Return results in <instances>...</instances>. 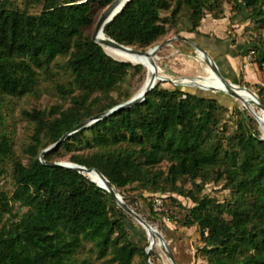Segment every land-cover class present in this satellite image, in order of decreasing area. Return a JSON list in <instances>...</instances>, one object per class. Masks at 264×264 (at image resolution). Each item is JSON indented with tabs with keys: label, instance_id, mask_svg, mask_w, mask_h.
I'll return each mask as SVG.
<instances>
[{
	"label": "trees",
	"instance_id": "trees-1",
	"mask_svg": "<svg viewBox=\"0 0 264 264\" xmlns=\"http://www.w3.org/2000/svg\"><path fill=\"white\" fill-rule=\"evenodd\" d=\"M112 1L0 0V96L34 93L41 75L52 78L58 56H67L72 72L69 85L57 84L69 106L22 110L33 122L26 162L2 130L0 104V264H94L76 258L84 241L98 259L147 264L145 238L114 196L74 169L39 160L64 133L123 100L136 81L139 64L115 60L92 39L96 5ZM225 4L264 23V0H130L105 30L146 48L170 31H198L207 12L218 17ZM163 82L144 102L72 133L45 158L100 169L121 190L139 194L155 216L143 193L170 197L182 225L197 226L207 264H264V140L248 121L253 116L222 92ZM259 93L264 104V86ZM7 175L11 192L2 182ZM210 183H224L230 196L213 197Z\"/></svg>",
	"mask_w": 264,
	"mask_h": 264
},
{
	"label": "rangeland",
	"instance_id": "rangeland-1",
	"mask_svg": "<svg viewBox=\"0 0 264 264\" xmlns=\"http://www.w3.org/2000/svg\"><path fill=\"white\" fill-rule=\"evenodd\" d=\"M18 1L22 2V0ZM32 7V11L37 10V8H34L35 6ZM102 9V6L98 4L96 5L94 11L95 23L97 22ZM210 22H214V24H209ZM263 24L264 23L258 21L256 17L251 16L250 13L246 11L237 13V11L231 9L230 4H225V10L223 14H220L218 17H213L211 13L207 12V16L202 21L198 31L192 33L183 32L181 34H178L175 31H170L166 35H163L156 43L164 44L170 42L171 47H168V59H166L167 61L165 63L168 69L180 73L182 67H184L181 64L184 60H187L190 64L194 63L193 61L197 55L195 53L196 49H202L208 51L210 54L212 53L209 48L203 44L204 42L202 43L203 37L207 38L208 35H214L218 38H221L222 42L224 41L230 43L233 46H236L240 43L247 44V40L264 44V42L259 39V34L263 28ZM150 47L151 46L136 49L147 50ZM249 52L246 50L243 53L239 52V54L241 55V58L245 56L246 59L244 58V62H247V60L248 62L254 60L255 62L253 64H257L258 55H252V58L249 60ZM213 59L215 61L216 67H218L217 70L219 72V67L221 68V66L217 63V59L215 57ZM52 72L53 75L50 79H45L43 77L44 75H41L40 83L38 84V88L34 93L20 97L0 96L1 113L3 117L2 130L10 135L14 153L20 159H22L23 162L27 161V155L24 154V148L30 141L31 134L33 132V122L23 115L22 110L33 108H50L55 104H60L64 108L70 105V98L62 95L57 89V84L63 83L69 85L70 81L72 80V72L67 65V56H58L56 58L52 65ZM222 76L227 80H231L228 76H224L223 74ZM235 81L240 83L238 79ZM161 85L171 88L176 84L170 81H165ZM249 86H251V92L254 96H256V94L261 95L259 93V87L263 86L261 82ZM222 101L225 100L223 99ZM231 111L232 106H230V112ZM76 151L81 150L77 149ZM10 166L11 163L8 165L9 170ZM162 167H164V163L162 164ZM2 182H4L5 190L11 192L13 185L10 175H7ZM206 191L219 200H224L230 196V191L224 186V183H220L218 185L210 183L206 186ZM143 194L147 196L149 202L152 204L151 206L153 209H156V211L159 212V215L162 217L166 225L175 230L178 240L177 245L179 246L178 249L180 264H207L206 259L199 251V248L203 246L204 243L198 232V228L197 226L185 227L182 225V212L179 206L175 204V202H173L170 197L163 196L167 200H170L171 203H166L161 206V209H158L153 201L155 196L153 195L154 193L145 191ZM156 195L160 194L158 193ZM132 201L133 203L137 204V199H133ZM182 202L187 206L193 205L192 201L185 198H182ZM16 210L22 213L26 210V208L19 207L18 204H16ZM159 215L157 216L160 217ZM127 217H129L137 225L138 231L142 233L145 238L144 242L147 243V247L145 249L147 254V262L149 257L156 259L155 253L149 254L148 252V239L146 237L144 228L140 224H137L130 216L127 215ZM76 258L78 260L88 259L94 264H114L109 261V256L98 259L96 249L90 241L83 242V245L78 250Z\"/></svg>",
	"mask_w": 264,
	"mask_h": 264
},
{
	"label": "bare ground",
	"instance_id": "bare-ground-1",
	"mask_svg": "<svg viewBox=\"0 0 264 264\" xmlns=\"http://www.w3.org/2000/svg\"><path fill=\"white\" fill-rule=\"evenodd\" d=\"M95 24L96 23L94 22L93 29L95 27ZM99 40L104 42L103 36H100ZM168 47H171L170 42L164 44L156 43L150 47L151 51L148 52L144 57H140L136 60L132 59L133 63L139 64L141 66V69L139 74L137 75L136 81L126 89L124 98L140 96L144 89L148 86L149 82L152 80L157 68H160L161 73L168 76L169 78L173 80L179 79L177 80L179 83H185V85L194 87L201 92H222L225 94L224 90L220 88L218 84L211 82L207 78V76L216 77L219 75V72L217 70L218 67H216L214 59L208 51L196 49L195 53L197 55L193 61L194 65L190 64L187 60H184L181 63L184 67H182L181 72L178 73L176 71L168 69L165 63L167 61L166 59H168ZM124 58L131 61V59L129 58ZM161 81L163 80L161 79L160 82ZM247 88L249 90L239 88H237V90L245 98H247L249 102H251V104L257 106L264 114V107L259 105L255 96L251 93V88ZM227 96L233 101V103L244 110L246 114L251 115L250 111L245 107L243 100L238 98L235 92H232L231 96L230 94ZM248 121L259 138L264 136V127L262 123H260L256 119L252 120L250 118ZM87 174L91 178H96V174L94 172ZM115 199L128 216H130L135 222L139 220L140 223L144 225V231L148 239V252L149 254L155 253L156 256V259L149 257V263L171 264L169 260V243L172 238V233L170 231H167L166 228L161 223H159L157 219L153 218L147 213V209H149L150 212L151 209L146 201L144 200V202H142V200L140 201L137 198V204H135L132 200L125 199L120 196H115ZM177 244L178 240H176L174 264H180L178 249L179 246Z\"/></svg>",
	"mask_w": 264,
	"mask_h": 264
},
{
	"label": "water",
	"instance_id": "water-1",
	"mask_svg": "<svg viewBox=\"0 0 264 264\" xmlns=\"http://www.w3.org/2000/svg\"><path fill=\"white\" fill-rule=\"evenodd\" d=\"M72 1L79 3V2H86L87 0H72ZM129 1L130 0H114L102 9V11L98 17V20L95 24V27L93 29L92 39L97 44H99L101 46V48L103 49V51L107 55L111 56L115 60L122 61V62H130L132 64H136V63H133L132 59L136 60V59H139L140 57H144L148 52L151 51V48H148L147 50H138V49L134 48L133 46L125 45L123 43L116 41L112 36H110L107 32H105V28H106L107 24L110 21H112L117 14L120 13V11L123 9V7ZM100 36H103L104 42L99 40ZM124 57L131 59V61L125 59ZM207 78L211 82L218 84L219 87L224 90L225 94H227V95L230 94V96H231V93L235 92L237 97L243 100L245 107L250 111V114L253 116V118L256 119L257 121H259L260 123H262L263 127H264V114L261 112V110L257 106H254L253 104H251V102H249V100L247 98H245L237 90V88L249 90L247 87L240 86L237 82H233L231 80L225 79L220 72H219V75L216 77L207 76ZM161 79L163 81H170L174 84L185 85V83H179L177 81L179 79L173 80V79L169 78L168 76L162 74L160 71V68H157L152 80L149 82L148 86L144 89V91L142 92V94L140 96L124 98L118 104H116V105H114V106L94 115V116H91V117L84 119L82 122L77 124L73 130L64 133L55 142H53L52 144L47 146L45 149H43L39 154V160L43 164L48 165V166L65 167V168L74 169V170L80 172L85 177H87L91 181L95 182L99 187H101L102 189L106 190L108 193L113 195L114 198H115V196H120L122 198L129 199V200H133V199L138 198V200H140V201L142 200V202H144V199L142 197H140L139 195H130V194L126 193L125 191L121 190L118 186H116L114 183H112L100 169H98L96 167H88L86 165L79 164V163L72 162V161H68V160H47L45 158V155L48 152L56 149L59 146V144L63 140H65L69 135H71L72 133H75L81 129H84L88 126H91L92 124L100 121L101 119H105V118H107V117H109V116H111V115H113L119 111L131 108L137 104L144 102L146 100L147 94L160 82ZM255 98L258 101L259 105L264 107V104L261 102V100L259 99V96L257 94H256ZM260 139L264 140V136L260 137ZM91 172H94L96 174V178H91L87 174V173H91ZM117 204L119 205V203H117ZM147 213L149 215H151L153 218L157 219L159 221V223H161L166 228L167 231H170L172 233V238H171V241L169 243V260H170L171 264H174L175 253H176L175 252L176 251V240H177L175 230L170 228L169 226H167L161 217H158V216H155L154 214H152L149 209H147ZM136 223L140 224L144 228V225L142 223H140L139 220ZM147 264H150L149 259H148Z\"/></svg>",
	"mask_w": 264,
	"mask_h": 264
},
{
	"label": "crops",
	"instance_id": "crops-1",
	"mask_svg": "<svg viewBox=\"0 0 264 264\" xmlns=\"http://www.w3.org/2000/svg\"><path fill=\"white\" fill-rule=\"evenodd\" d=\"M209 24H214V22H210ZM262 41L264 42V40ZM202 43L212 52L209 54L217 59V63L221 66V68L219 67V72L224 76H228L231 81L236 82V79H242L250 85L257 84L258 82L262 83V75L258 62L256 61L257 64L255 63V65L253 64L255 62L254 60H251V62H248V60L244 62L245 56L241 58L239 52L243 53L246 50H248V52L255 50L259 59L260 56H264V44L247 40V44L240 43L233 46L230 43L222 42L221 38L214 35H208L207 38L203 37Z\"/></svg>",
	"mask_w": 264,
	"mask_h": 264
},
{
	"label": "built area",
	"instance_id": "built-area-1",
	"mask_svg": "<svg viewBox=\"0 0 264 264\" xmlns=\"http://www.w3.org/2000/svg\"><path fill=\"white\" fill-rule=\"evenodd\" d=\"M260 37L262 40H264V27L261 29L260 31ZM252 55L256 56L257 53L255 50H251L248 54V57H249V60L252 58ZM258 65H259V69H260V72H261V75H262V85L264 86V56H260V59H259V62H258ZM153 201H154V204L155 206L159 209H161V206H163L164 204L168 203L170 204L171 201L170 200H167L166 198H164L163 196L161 195H155L154 198H153ZM156 210V209H155Z\"/></svg>",
	"mask_w": 264,
	"mask_h": 264
}]
</instances>
